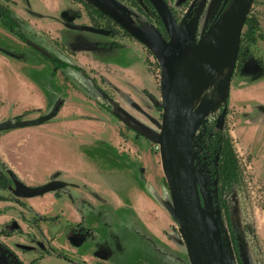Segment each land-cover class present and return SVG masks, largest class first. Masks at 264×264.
I'll use <instances>...</instances> for the list:
<instances>
[{"label": "rangeland", "instance_id": "obj_1", "mask_svg": "<svg viewBox=\"0 0 264 264\" xmlns=\"http://www.w3.org/2000/svg\"><path fill=\"white\" fill-rule=\"evenodd\" d=\"M119 1L126 12L104 0H0L16 20L0 18L1 110L31 107L17 120L57 110L7 131L16 167L29 181L66 183L61 195L19 198L0 162L10 180L0 202L14 204H0V264H25L15 251L27 264H191L160 152L164 68L129 22L168 34L146 0ZM166 1L182 35L178 67L234 0ZM248 18L236 56L197 104L209 109L197 138L228 108L221 129L239 163L237 180L223 187L194 148L203 213L225 264H264V0ZM69 221L87 228L71 233ZM12 236L23 237L25 252Z\"/></svg>", "mask_w": 264, "mask_h": 264}, {"label": "water", "instance_id": "obj_2", "mask_svg": "<svg viewBox=\"0 0 264 264\" xmlns=\"http://www.w3.org/2000/svg\"><path fill=\"white\" fill-rule=\"evenodd\" d=\"M104 1L126 12L119 0ZM148 1L160 17L169 40L133 26L131 22L129 29L138 36L148 38L147 45L159 56L165 72L159 143L174 212L191 264H225L224 256L216 244V230L213 229L211 234L207 226L194 168L197 133L209 109L207 105H198L191 113V108L204 95L210 81L236 56L255 0H234L225 13L205 31L178 67H175L173 58L178 57L182 43L179 23L166 0ZM31 45L42 54L49 55L41 46ZM227 112L228 108L225 107L217 121L218 128L224 126ZM56 114L57 110H53L33 119L2 121L0 134L11 129L41 125ZM8 173L14 184L13 193L19 198L41 196L66 186L65 182L56 179L42 185L29 186L12 170ZM198 178L203 190V182L200 176ZM5 258L0 242V259Z\"/></svg>", "mask_w": 264, "mask_h": 264}, {"label": "trees", "instance_id": "obj_3", "mask_svg": "<svg viewBox=\"0 0 264 264\" xmlns=\"http://www.w3.org/2000/svg\"><path fill=\"white\" fill-rule=\"evenodd\" d=\"M146 1L153 8L150 2L148 0ZM154 12L156 13L155 10ZM0 18L4 23L9 21L11 23H16V20L13 18L9 9L1 4ZM158 18L160 19L159 16ZM247 23H249V18L247 19ZM252 32L255 33L253 28L250 27L249 33ZM255 39V37H252L250 40L253 41ZM195 151L201 162L207 161L206 165L207 170L209 171L208 173L211 174L214 181H222L224 183L223 187H226L232 185L233 182L237 180L239 175L238 159L230 141L224 137L221 128L215 127L213 123H207L203 132H201L198 138H196ZM217 158L219 159L218 164L215 162ZM6 171H9L7 167ZM9 183L10 180L8 177L4 173H1L0 188H6ZM0 200H9V198L0 192ZM43 218L46 219L45 217ZM240 264H242L241 261Z\"/></svg>", "mask_w": 264, "mask_h": 264}, {"label": "crops", "instance_id": "obj_4", "mask_svg": "<svg viewBox=\"0 0 264 264\" xmlns=\"http://www.w3.org/2000/svg\"><path fill=\"white\" fill-rule=\"evenodd\" d=\"M15 15V14H14ZM17 17V16H15ZM33 110V109H32ZM31 111V107H26L23 111H21L20 113H10L8 111H3L1 110L0 108V122L2 121H5V120H17L18 117L20 118H25L24 115L25 113ZM40 114V113H39ZM36 116V115H34ZM38 116V114H37ZM36 116V117H37ZM14 132H7V131H4L0 134V162L2 164H4L6 167H8L10 170L12 169L15 174L18 176V178L24 182L25 184L29 185V186H38V185H42L44 184L45 182H47L48 179L46 178H41L39 179V181H29L28 179H26L24 176H23V173L21 171H19L16 167V161H15V155H19L18 152H16L15 149H13L12 145H11V138L10 136L13 135ZM54 193L55 195H61V190L59 191H55V192H52ZM39 197V196H37ZM34 198V197H32ZM25 199H29V198H25ZM4 203L5 205H14L13 203H11L10 201H3V202H0V204ZM25 203V202H24ZM11 207H14V206H11ZM37 213V212H36ZM38 214V213H37ZM40 214H43V212H41ZM39 215V214H38ZM13 216L12 215H9V219H11ZM7 220H5L6 222ZM77 222H80L77 226H74V221L71 223L70 221L67 223L68 224V229L71 233H77L78 230L80 228H83V229H86L87 227L85 225H83V221H77ZM7 223V222H6ZM3 224V223H2ZM0 223V225H2ZM22 225L26 226V223L24 222H21ZM79 226V227H78ZM60 237V236H59ZM7 239H15L14 241V244L21 248V250H24V240H23V237L22 238H19L17 236H12L10 238H7ZM10 242H7L8 245ZM27 243V242H26ZM12 247V246H11ZM26 247V245H25ZM34 249V248H33ZM31 249V250H33ZM31 250H28V251H31ZM26 250H24L25 252ZM18 255H20L21 259L24 261L25 264H27V257L25 255V253L23 252H19V251H15ZM40 257H43V255H41ZM39 257V258H40Z\"/></svg>", "mask_w": 264, "mask_h": 264}, {"label": "bare ground", "instance_id": "obj_5", "mask_svg": "<svg viewBox=\"0 0 264 264\" xmlns=\"http://www.w3.org/2000/svg\"><path fill=\"white\" fill-rule=\"evenodd\" d=\"M215 79H216V78L212 79V80L210 81L209 85H213L214 82H215ZM197 104H198V100L195 102L194 106L191 108V113L194 112V110L197 108Z\"/></svg>", "mask_w": 264, "mask_h": 264}]
</instances>
